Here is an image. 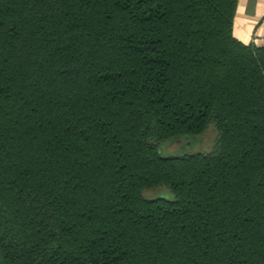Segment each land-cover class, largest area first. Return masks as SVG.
I'll return each mask as SVG.
<instances>
[{"label": "trees", "instance_id": "trees-1", "mask_svg": "<svg viewBox=\"0 0 264 264\" xmlns=\"http://www.w3.org/2000/svg\"><path fill=\"white\" fill-rule=\"evenodd\" d=\"M236 6L0 0V264H264V45Z\"/></svg>", "mask_w": 264, "mask_h": 264}, {"label": "crops", "instance_id": "crops-1", "mask_svg": "<svg viewBox=\"0 0 264 264\" xmlns=\"http://www.w3.org/2000/svg\"><path fill=\"white\" fill-rule=\"evenodd\" d=\"M233 34L244 43L264 45V42L258 43L260 39L252 38L264 36V0H237Z\"/></svg>", "mask_w": 264, "mask_h": 264}, {"label": "rangeland", "instance_id": "rangeland-1", "mask_svg": "<svg viewBox=\"0 0 264 264\" xmlns=\"http://www.w3.org/2000/svg\"><path fill=\"white\" fill-rule=\"evenodd\" d=\"M254 39H260L258 43L264 42V36L257 38L253 36ZM214 127L211 125L207 128L205 133L197 138L192 139H177L169 142L163 149L162 154L164 156L171 155H180L182 153H191V152H203L209 150L212 146L214 138Z\"/></svg>", "mask_w": 264, "mask_h": 264}]
</instances>
